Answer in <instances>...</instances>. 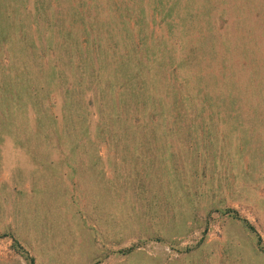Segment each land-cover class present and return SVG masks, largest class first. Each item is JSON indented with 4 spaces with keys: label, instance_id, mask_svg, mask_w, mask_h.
Returning <instances> with one entry per match:
<instances>
[{
    "label": "rangeland",
    "instance_id": "obj_1",
    "mask_svg": "<svg viewBox=\"0 0 264 264\" xmlns=\"http://www.w3.org/2000/svg\"><path fill=\"white\" fill-rule=\"evenodd\" d=\"M0 258L264 264V0H0Z\"/></svg>",
    "mask_w": 264,
    "mask_h": 264
},
{
    "label": "trees",
    "instance_id": "obj_2",
    "mask_svg": "<svg viewBox=\"0 0 264 264\" xmlns=\"http://www.w3.org/2000/svg\"><path fill=\"white\" fill-rule=\"evenodd\" d=\"M108 54L109 55H111V52L110 51H108ZM117 58V57H116ZM115 58V59H116ZM130 59V58H129ZM114 59H112L111 61H110V63L113 61ZM140 61V65H138V63L137 62H131V64H129V65H126V68H125V66H124V68L125 69H123V71L122 72H131V73H134V72H137V71H139V70H141V67H142V69H144V65L142 64V62H141V59L139 60ZM110 65V64H109ZM112 65V64H111ZM130 68L132 69V70H134V71H130ZM118 69H115V71H117ZM128 70V71H127ZM142 74H143V71L141 70L140 71V75H141V77H142ZM131 76V79H130V81H132L133 79H135L134 77L132 78V75H130ZM128 76H127V74L125 75V79L127 78ZM118 78L120 79V78H122L121 77V75L120 76H118ZM138 78H140V77H138ZM140 81H141V79H140ZM127 82V80L125 81V83ZM123 84H124V82H122ZM162 101V100H161ZM159 102L158 104H156V107H159L160 108V113L162 114V115H165L166 113H170L171 111H172V107H173V104L171 105V107H169L168 106V104H166V103H164V104H162V102ZM180 106H178V108L176 109V112L178 111V113H180L179 112V110H180V108H179Z\"/></svg>",
    "mask_w": 264,
    "mask_h": 264
},
{
    "label": "crops",
    "instance_id": "obj_3",
    "mask_svg": "<svg viewBox=\"0 0 264 264\" xmlns=\"http://www.w3.org/2000/svg\"><path fill=\"white\" fill-rule=\"evenodd\" d=\"M4 247H5V248H7V245H6V244H4ZM0 261H1L0 263H2L3 259H2V258H0Z\"/></svg>",
    "mask_w": 264,
    "mask_h": 264
}]
</instances>
